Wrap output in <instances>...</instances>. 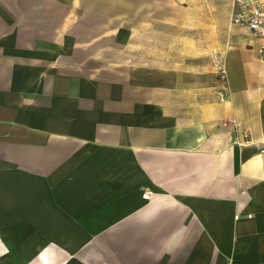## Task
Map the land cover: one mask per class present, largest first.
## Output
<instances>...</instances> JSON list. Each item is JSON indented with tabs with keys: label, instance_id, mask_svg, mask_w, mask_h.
Returning <instances> with one entry per match:
<instances>
[{
	"label": "crops",
	"instance_id": "1",
	"mask_svg": "<svg viewBox=\"0 0 264 264\" xmlns=\"http://www.w3.org/2000/svg\"><path fill=\"white\" fill-rule=\"evenodd\" d=\"M215 10L0 0L1 264H264L263 43Z\"/></svg>",
	"mask_w": 264,
	"mask_h": 264
},
{
	"label": "built area",
	"instance_id": "2",
	"mask_svg": "<svg viewBox=\"0 0 264 264\" xmlns=\"http://www.w3.org/2000/svg\"><path fill=\"white\" fill-rule=\"evenodd\" d=\"M229 23L232 26H238L246 29L253 37L260 40L263 44L260 47L261 53H264V0H231ZM213 67L215 68L216 75L219 82L223 85L226 83V76L222 67L221 57L215 56L213 60ZM219 102H225L226 87L224 86L220 91ZM221 126L228 128L232 126L234 132L236 131L237 124L235 121H222ZM245 141L250 136V131L245 130L241 132ZM241 142H237L238 145H244ZM263 152V151H262ZM151 193L145 191L142 194V199L148 201Z\"/></svg>",
	"mask_w": 264,
	"mask_h": 264
},
{
	"label": "rangeland",
	"instance_id": "3",
	"mask_svg": "<svg viewBox=\"0 0 264 264\" xmlns=\"http://www.w3.org/2000/svg\"><path fill=\"white\" fill-rule=\"evenodd\" d=\"M208 1L215 3V5H216L215 17L218 20L230 17V0H208ZM201 2H203V0H201ZM3 230L7 232L5 235L7 240L13 239L14 241L17 242L18 238L21 237V235H22L21 234L22 229H3ZM25 230H26L25 242L27 244V242H32L33 236H36V235L32 234V232H31L32 229H25ZM72 233H73V238L75 239V241H78L80 238V232L78 231V229H72ZM3 234H5V233H3ZM4 253H5V241L4 240L2 241V239L0 238V264H1L2 260L5 262L8 261L6 256H4ZM72 254H73L72 260L69 261L68 255L65 252L59 253V251H58V257L57 258H58V260L60 258H63L62 264H67V263H70L72 261L79 264V262L81 260V258H80L81 255H80L79 250L74 249ZM64 258H65V260H64ZM67 259H68V261H67Z\"/></svg>",
	"mask_w": 264,
	"mask_h": 264
}]
</instances>
